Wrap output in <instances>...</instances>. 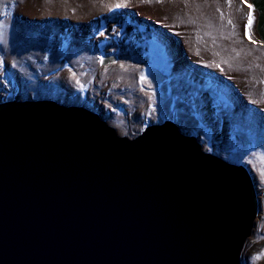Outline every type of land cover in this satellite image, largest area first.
<instances>
[{"label": "water", "instance_id": "1", "mask_svg": "<svg viewBox=\"0 0 264 264\" xmlns=\"http://www.w3.org/2000/svg\"><path fill=\"white\" fill-rule=\"evenodd\" d=\"M259 208L248 169L174 122L128 139L82 107L0 104V264H241Z\"/></svg>", "mask_w": 264, "mask_h": 264}, {"label": "rangeland", "instance_id": "2", "mask_svg": "<svg viewBox=\"0 0 264 264\" xmlns=\"http://www.w3.org/2000/svg\"><path fill=\"white\" fill-rule=\"evenodd\" d=\"M249 5L0 0V104L82 107L128 139L174 122L250 172L260 208L241 264H264V43Z\"/></svg>", "mask_w": 264, "mask_h": 264}, {"label": "snow or ice", "instance_id": "3", "mask_svg": "<svg viewBox=\"0 0 264 264\" xmlns=\"http://www.w3.org/2000/svg\"><path fill=\"white\" fill-rule=\"evenodd\" d=\"M116 7L119 8V7H122V5L117 4ZM249 7H251V5H249ZM248 23H249V27H250L251 26V23H252V19H251L250 16H249V22Z\"/></svg>", "mask_w": 264, "mask_h": 264}, {"label": "bare ground", "instance_id": "4", "mask_svg": "<svg viewBox=\"0 0 264 264\" xmlns=\"http://www.w3.org/2000/svg\"><path fill=\"white\" fill-rule=\"evenodd\" d=\"M114 34H115V33H114ZM168 42H170V41H168ZM179 68L182 69V70L185 69V67H184L183 65H181ZM131 69H132V68H131ZM257 197H258V195H257ZM258 202H259V198H258Z\"/></svg>", "mask_w": 264, "mask_h": 264}]
</instances>
